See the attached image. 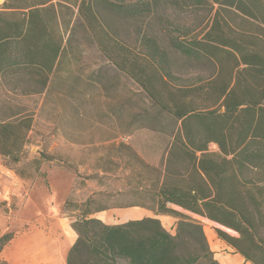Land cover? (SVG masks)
Wrapping results in <instances>:
<instances>
[{"label":"trees","instance_id":"16d2710c","mask_svg":"<svg viewBox=\"0 0 264 264\" xmlns=\"http://www.w3.org/2000/svg\"><path fill=\"white\" fill-rule=\"evenodd\" d=\"M98 1L5 2L0 7V90L34 96L58 89L62 95L66 56L63 28L69 29L74 11L68 7L71 16L64 21L61 2L77 7L76 18L94 31L106 52L117 53L114 47L109 50L111 35L96 12ZM173 2L198 8L218 6L227 13V18H215L203 39L188 43L176 39L174 45L188 59L210 62L221 72L230 70L223 84L210 85L204 93H218L212 105L198 107L192 97L194 89L169 87L163 62L153 60L143 66L144 91L177 127H145L168 138L163 159L158 166L140 162L150 178V188L143 190L141 202L114 208L141 207L155 215L175 216L179 219L176 235L157 218L108 226L85 217L73 226L78 240L70 250L68 264L81 253L89 262L99 264H118L119 260L126 264H220L202 223L170 205L235 232L238 238L217 230L219 238L246 262L264 264V39L232 36L233 20L229 16L236 14L264 32V0ZM123 57L117 65L125 72L131 60ZM230 59L235 63L229 68ZM108 63L113 62L109 59ZM129 67L132 70L134 65ZM21 116L17 112L0 118V156L6 158L7 167L20 162L33 127L32 116ZM211 144L218 147L220 158L209 153ZM13 238V233L0 236V255Z\"/></svg>","mask_w":264,"mask_h":264},{"label":"rangeland","instance_id":"374dc122","mask_svg":"<svg viewBox=\"0 0 264 264\" xmlns=\"http://www.w3.org/2000/svg\"><path fill=\"white\" fill-rule=\"evenodd\" d=\"M0 1L2 7L5 2L20 4L22 0ZM61 5L64 21L68 22L72 11ZM96 12L111 35L109 50L114 47L117 53L106 52L94 31L73 15L69 29L63 28L66 56L62 65V95L58 89L34 96L0 90V118L17 112L21 117H33L20 162L7 167L6 158L0 156V236L13 233L15 238L38 230L48 233L49 222L55 221L60 223L58 230L67 228L74 233L76 243V221L85 217L97 219L99 213L94 212L105 208L109 209L100 213L114 215L112 221L121 225L118 216L122 209L114 207L141 202L143 192L150 188V178L140 162L158 166L168 142L161 133L145 127H177L148 98L140 70L153 60L163 62L169 74V87L194 89L192 97L198 107L211 106L218 93H204L210 85L220 86L227 78L230 69L221 72L210 62L188 59L174 45L176 39L187 43L203 39L215 18L228 17L220 7H188L173 0H100ZM229 16L233 20L232 36L264 39V32L255 24L236 14ZM123 55L134 65L132 70L127 63L125 72L119 69L117 63H121ZM231 59L229 68L235 63ZM208 149L213 157H221L216 145L211 144ZM170 207L202 223L220 264H225L229 257H241V264H251L222 241L217 230L238 238L235 232L176 206ZM150 215L176 235L177 217L153 212ZM168 218L170 224L166 222ZM45 221L49 222L42 224ZM0 259V264H9L3 259V252ZM89 261L81 253L72 262L99 264ZM118 264L126 263L119 260Z\"/></svg>","mask_w":264,"mask_h":264},{"label":"crops","instance_id":"0c3cea01","mask_svg":"<svg viewBox=\"0 0 264 264\" xmlns=\"http://www.w3.org/2000/svg\"><path fill=\"white\" fill-rule=\"evenodd\" d=\"M54 4L55 1L53 2ZM63 7L72 8L76 16L77 7H73L71 2H61ZM119 224H125L130 221H139L144 218H155L151 211L141 208L132 207L120 210ZM112 214L99 213L98 220L106 224L116 225L112 219ZM157 218V217H156ZM49 222V221H48ZM47 221L42 224H47ZM170 224L171 219L166 220ZM59 222H49L50 231H36L27 235L15 237L11 243L3 250V259L9 264H68L70 250L75 244V235L72 231L65 228L63 231L58 230ZM241 257H229L225 264H241Z\"/></svg>","mask_w":264,"mask_h":264},{"label":"bare ground","instance_id":"6f19581e","mask_svg":"<svg viewBox=\"0 0 264 264\" xmlns=\"http://www.w3.org/2000/svg\"><path fill=\"white\" fill-rule=\"evenodd\" d=\"M1 2V1H0ZM205 219V218H204ZM207 222H212V221H210V220H208V219H205ZM213 223V222H212ZM230 231V230H229Z\"/></svg>","mask_w":264,"mask_h":264}]
</instances>
